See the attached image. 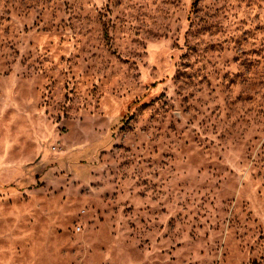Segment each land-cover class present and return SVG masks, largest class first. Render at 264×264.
Wrapping results in <instances>:
<instances>
[{
	"label": "rangeland",
	"instance_id": "rangeland-1",
	"mask_svg": "<svg viewBox=\"0 0 264 264\" xmlns=\"http://www.w3.org/2000/svg\"><path fill=\"white\" fill-rule=\"evenodd\" d=\"M0 264H264V0H0Z\"/></svg>",
	"mask_w": 264,
	"mask_h": 264
}]
</instances>
